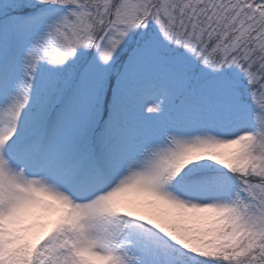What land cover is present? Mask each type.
<instances>
[{
	"label": "snow or ice",
	"instance_id": "1",
	"mask_svg": "<svg viewBox=\"0 0 264 264\" xmlns=\"http://www.w3.org/2000/svg\"><path fill=\"white\" fill-rule=\"evenodd\" d=\"M0 264H264V0H0Z\"/></svg>",
	"mask_w": 264,
	"mask_h": 264
}]
</instances>
